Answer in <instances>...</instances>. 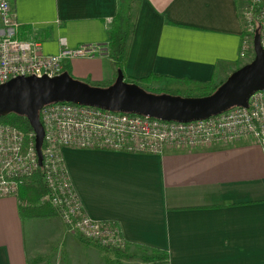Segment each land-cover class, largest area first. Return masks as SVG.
<instances>
[{
	"label": "crops",
	"instance_id": "0c3cea01",
	"mask_svg": "<svg viewBox=\"0 0 264 264\" xmlns=\"http://www.w3.org/2000/svg\"><path fill=\"white\" fill-rule=\"evenodd\" d=\"M245 2L130 0L123 74L148 79L140 84L149 89L185 87L183 80L223 81L245 64L237 57ZM120 4L10 0L18 38L37 40L42 54H57L60 41L69 49L99 48L93 58L67 61L64 70L100 87L116 74L107 43ZM60 152L86 216L119 229L126 262L71 234L57 216L19 218L17 197H3L0 264H140L149 249L166 255L163 264H264V147L241 142L197 150L170 147L158 155Z\"/></svg>",
	"mask_w": 264,
	"mask_h": 264
},
{
	"label": "built area",
	"instance_id": "2783aa9c",
	"mask_svg": "<svg viewBox=\"0 0 264 264\" xmlns=\"http://www.w3.org/2000/svg\"><path fill=\"white\" fill-rule=\"evenodd\" d=\"M242 33L237 57L248 61L256 31L264 55V0H247L239 12ZM10 0H0V84L17 77L52 78L71 59H90L97 47L69 49L60 41L55 55H44L33 38L20 39ZM251 60V59H250ZM249 62V61H248ZM43 130L41 168L47 195L39 203L52 207L66 230L102 248L123 250L116 225L90 219L71 188L61 149L161 154L170 147L197 150L247 142L264 147V90L252 93L247 107H233L203 120L163 122L141 115L68 103H50L38 111ZM37 166L33 133L23 134L0 123V198L16 197L18 185Z\"/></svg>",
	"mask_w": 264,
	"mask_h": 264
},
{
	"label": "water",
	"instance_id": "95a60500",
	"mask_svg": "<svg viewBox=\"0 0 264 264\" xmlns=\"http://www.w3.org/2000/svg\"><path fill=\"white\" fill-rule=\"evenodd\" d=\"M252 52V59L233 70L212 93L198 97L149 93L135 84L124 82L119 70L106 87L75 80L67 72L52 78L17 77L0 84V117L13 113L26 118L33 133L37 166L40 167L43 130L38 111L42 106L68 103L147 116L163 122L203 120L233 107L246 108L249 96L264 90V55L256 31L252 37Z\"/></svg>",
	"mask_w": 264,
	"mask_h": 264
},
{
	"label": "trees",
	"instance_id": "16d2710c",
	"mask_svg": "<svg viewBox=\"0 0 264 264\" xmlns=\"http://www.w3.org/2000/svg\"><path fill=\"white\" fill-rule=\"evenodd\" d=\"M129 2L130 0H121L120 7L109 24L107 45L109 47V58L112 65L116 71L119 70L122 72L123 81L141 87L139 83L148 79H132L123 74L126 47L131 35V26L129 24ZM64 72L66 71L64 70ZM150 78L156 80L161 79L162 77L151 76ZM183 83L185 86L199 91L200 95L198 96H206L212 93L222 81L214 84L212 80L208 82L183 80ZM183 97L192 96L187 95ZM0 123L11 126L23 134L32 133L26 118L23 116L8 113L5 116L0 117ZM46 195L47 189L43 183L41 168L36 167L31 176L18 185L16 197L19 201V205L17 206V214L19 218L56 217V211L50 207L49 204L39 203V200ZM124 250H121V252H124ZM128 258L130 259L131 257ZM165 261L166 255L154 249H149L148 255L140 257V264H163Z\"/></svg>",
	"mask_w": 264,
	"mask_h": 264
},
{
	"label": "rangeland",
	"instance_id": "374dc122",
	"mask_svg": "<svg viewBox=\"0 0 264 264\" xmlns=\"http://www.w3.org/2000/svg\"><path fill=\"white\" fill-rule=\"evenodd\" d=\"M246 3V2H245ZM244 4V3H243ZM245 5V4H244ZM243 5V6H244ZM250 59H252V55H250L248 57V61H250ZM247 61V62H248ZM246 63V60L244 61H241V63ZM140 86H142L140 83H139ZM142 88L144 90H147V92L149 93H152V94H168V95H173V96H187V95H191L192 97H198V95H200V92L199 91H196L190 87H177V86H174V88H165V89H162V88H158V87H155V88H152V89H149V88H145L144 86H142ZM58 217V216H57ZM64 225V224H63ZM105 250H108L109 252V258L110 257H114V256H117L119 258V260H121V263L123 262H126L125 259H123L124 257L122 256V253L121 251H117V250H114V249H107L105 248ZM139 255L140 253L138 254H135V257H134V262H139ZM50 258H47V260H49ZM111 260V259H110ZM40 261V260H39ZM34 262V261H33ZM112 263L111 264H116L114 263L113 261H111ZM47 264V263H46Z\"/></svg>",
	"mask_w": 264,
	"mask_h": 264
}]
</instances>
